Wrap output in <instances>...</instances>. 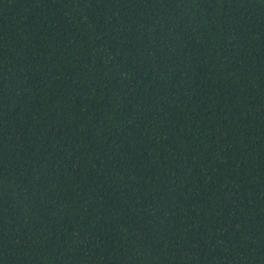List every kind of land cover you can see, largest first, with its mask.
Returning <instances> with one entry per match:
<instances>
[{"label":"trees","instance_id":"trees-1","mask_svg":"<svg viewBox=\"0 0 264 264\" xmlns=\"http://www.w3.org/2000/svg\"><path fill=\"white\" fill-rule=\"evenodd\" d=\"M0 264H264V0H0Z\"/></svg>","mask_w":264,"mask_h":264}]
</instances>
